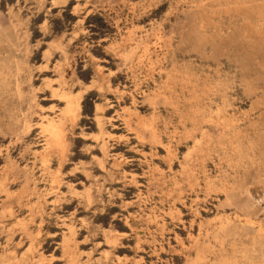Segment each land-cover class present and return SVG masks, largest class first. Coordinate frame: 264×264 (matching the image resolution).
<instances>
[{
  "label": "rangeland",
  "instance_id": "374dc122",
  "mask_svg": "<svg viewBox=\"0 0 264 264\" xmlns=\"http://www.w3.org/2000/svg\"><path fill=\"white\" fill-rule=\"evenodd\" d=\"M0 150V264H264V0H0Z\"/></svg>",
  "mask_w": 264,
  "mask_h": 264
},
{
  "label": "bare ground",
  "instance_id": "6f19581e",
  "mask_svg": "<svg viewBox=\"0 0 264 264\" xmlns=\"http://www.w3.org/2000/svg\"><path fill=\"white\" fill-rule=\"evenodd\" d=\"M79 19V18H78ZM40 28V27H39ZM41 32V31H40ZM47 47V46H46ZM41 54V53H40ZM48 54V53H47ZM48 56V55H47ZM46 60H47V57H46ZM68 61V60H67ZM58 69V68H57ZM59 71V70H58ZM100 71V70H99ZM58 74H59V72H58ZM59 77H61V75L59 76ZM62 81V80H61ZM63 84V83H62ZM52 87V86H51ZM45 88V87H44ZM57 88V87H56ZM60 89V88H59ZM48 90V89H47ZM53 94H55V95H57L58 97H60V98H63V100L65 99V103H64V107H62V108H60L59 110H57L58 111V117L56 118L55 116L54 117H49V118H46V119H44V120H40V121H38L35 125H34V128L35 129H37L38 131L36 132V135H37V139L35 140V141H33V143H38V145H40L41 146V150L38 152V154L36 155L37 157V160H38V164H39V168H40V171L39 172H45V173H47L46 175L48 176V186H49V189H52L53 187H54V183L56 182V180H55V178H56V176H54L53 174H54V172H50L49 171V166H50V163H51V161L53 160V159H56V161H57V168H56V170L58 171L60 168H62L63 166H64V156H65V144H64V140H63V134H62V130H61V125H62V118H63V116H64V114L65 113H68V112H70V111H72L73 110V108H75V107H77L78 108V106H79V103H78V101H77V99H71V98H69V97H67V96H65V95H63V94H59L58 92L56 93V92H54ZM56 96V97H57ZM44 98V97H43ZM60 100V99H59ZM62 102V101H61ZM77 110V109H76ZM41 111V110H40ZM96 111V110H95ZM135 114V113H134ZM66 117V116H65ZM67 118V117H66ZM70 118V117H69ZM40 119V118H39ZM103 123V122H102ZM63 124H64V122H63ZM142 124V123H141ZM101 125V124H100ZM45 126L48 128L47 130L49 131V133L48 132H46V130H45ZM103 128V127H102ZM150 130V132H154L153 130L151 131V129H149ZM142 131V130H141ZM156 131V130H155ZM193 132V131H192ZM100 133H102V132H100ZM158 133V132H157ZM156 133V134H157ZM190 134V133H189ZM188 134V135H189ZM151 135V134H150ZM150 135H148L149 137H150ZM155 135V134H154ZM159 135V134H158ZM157 136V135H156ZM117 137V136H116ZM192 137V136H191ZM138 138V137H137ZM151 138V137H150ZM155 138V137H154ZM103 139V138H102ZM118 139V138H117ZM156 139V138H155ZM159 139V138H158ZM152 140V139H151ZM157 140V139H156ZM155 140V141H156ZM155 141H153V142H155ZM96 142V141H95ZM101 142V141H100ZM99 141L97 142V143H100ZM105 142V141H104ZM159 141H157V143H158ZM169 142V141H168ZM157 143H151V141H150V144H157ZM104 144V143H103ZM167 144V143H166ZM102 145V144H101ZM195 145H196V143H195ZM104 147H105V145H103ZM102 146V147H103ZM165 146V145H164ZM172 148H174V147H172ZM106 149V148H105ZM154 150V149H153ZM1 151V150H0ZM166 151V150H165ZM173 152V151H172ZM7 153H9L8 151H7ZM169 154V152L167 151L166 152V154ZM171 153V152H170ZM36 154V153H35ZM104 154V153H103ZM106 154V153H105ZM167 154V155H168ZM173 154H174V152H173ZM24 156V153L22 154V157ZM171 158V157H170ZM183 158V157H182ZM169 159V158H168ZM184 159V158H183ZM186 159H188V158H186ZM169 160H171V159H169ZM190 160V159H189ZM31 162V161H30ZM37 162V161H36ZM35 162V163H36ZM170 162V161H169ZM168 162V163H169ZM33 164H34V161L32 162ZM180 163V162H179ZM186 163V162H185ZM185 163H183V164H185ZM189 163V162H188ZM4 166V165H3ZM38 166V165H37ZM36 166V167H37ZM185 167H187V165L185 166ZM4 168V167H3ZM2 168V173L0 172V186H2V180H3V174H4V169ZM112 168V167H111ZM109 169V168H108ZM26 170H27V168H26ZM28 171V170H27ZM26 171V172H27ZM25 172V171H24ZM110 172V171H109ZM31 174V173H30ZM41 174V173H40ZM111 174V173H110ZM5 177H6V175H4ZM8 176V175H7ZM10 176H12L11 174H10ZM4 177V178H5ZM24 177V176H23ZM34 178V177H33ZM29 179V178H28ZM31 179V178H30ZM29 179V180H30ZM5 180V179H4ZM13 180V179H12ZM34 180V179H33ZM32 179H31V181H33ZM37 180V179H36ZM42 180V179H41ZM40 181V180H39ZM45 182H46V180H44ZM30 182V181H29ZM35 182V181H34ZM9 183V182H8ZM37 183V182H36ZM24 185V184H23ZM45 185V184H44ZM5 186V185H4ZM55 186H57V183H56V185ZM32 189H34L33 187H31ZM30 188V189H31ZM45 188H47V187H45ZM28 189V188H27ZM0 190H2V189H0ZM43 190V189H42ZM45 190V189H44ZM47 190V189H46ZM45 190V191H46ZM72 190V189H71ZM7 191V190H6ZM29 191V190H28ZM57 191V190H56ZM19 192V191H18ZM22 192V191H21ZM47 192V191H46ZM52 192V191H51ZM50 192V193H51ZM85 192V191H84ZM4 193V192H3ZM23 193V192H22ZM27 193V192H26ZM26 193H24V194H26ZM33 193V192H32ZM41 193V192H40ZM30 194H31V192H30ZM44 194H46V193H44ZM53 194V193H52ZM23 194H18L15 198H16V200H20L23 196H22ZM35 195V194H34ZM41 195V194H40ZM55 195V194H54ZM30 196H32V195H30ZM37 196H39V195H37ZM26 197V196H25ZM24 197V198H25ZM87 197H88V195H87ZM86 197V198H87ZM8 198H10L9 196H8ZM23 198V199H24ZM33 198V197H32ZM54 198V197H53ZM56 198H58V197H56ZM89 198V197H88ZM87 198V199H88ZM31 199V198H30ZM90 199V198H89ZM9 200V199H8ZM11 200V199H10ZM26 200V199H25ZM46 200V199H45ZM54 200V199H53ZM22 201V200H21ZM30 201V200H29ZM32 201H33V199H32ZM52 201V200H51ZM55 201V200H54ZM87 201H89V200H87ZM31 202V201H30ZM43 203H45V202H43ZM49 203H51V202H49ZM26 204V203H25ZM36 204V203H35ZM90 204V203H89ZM52 205H53V202H52ZM37 206V205H36ZM39 206V205H38ZM39 208V207H38ZM37 208V209H38ZM44 208V207H43ZM31 210H32V208H30ZM30 209H28V210H30ZM33 213V212H32ZM29 215H30V213H28ZM33 215V214H32ZM35 217V216H34ZM32 218V217H31ZM63 218V217H62ZM33 219V218H32ZM28 222V221H27ZM69 227V226H68ZM67 227V229H69ZM25 228H26V226H25ZM22 231H25V229H23ZM72 233H73V230H72ZM34 234V233H33ZM69 234V233H68ZM51 235V234H50ZM62 235H64V233L62 234ZM68 236V235H67ZM70 236V235H69ZM68 238V237H67ZM107 238V237H106ZM108 239H110V240H112L113 242H115V241H118L119 239H120V236L119 235H116V234H113V235H109L108 236ZM139 241V240H138ZM105 242V241H104ZM107 242V241H106ZM68 243V242H67ZM110 243V242H109ZM112 243V242H111ZM136 243V242H135ZM105 244V243H104ZM137 244V243H136ZM65 245V244H64ZM106 245H107V243H106ZM36 246H38V245H36ZM116 246V245H115ZM28 247V246H27ZM26 247V248H27ZM30 247H31V245H30ZM67 247V246H66ZM66 247H63V248H65V250L66 249H68V248H66ZM153 248V247H152ZM28 249V248H27ZM30 250V249H29ZM105 252V251H104ZM103 252V253H104ZM25 253V252H24ZM30 252H28V254H29ZM32 253V252H31ZM28 254H26V256L28 255ZM30 256V255H29ZM43 257V256H42ZM30 258V257H29ZM139 258V257H138ZM28 259V258H27ZM32 259V258H31ZM50 259V258H49ZM136 259V258H135ZM139 261H140V259H139ZM38 262V261H37ZM41 262H43V261H41ZM23 263V262H22ZM28 263H29V261H28ZM38 263H40V262H38ZM37 263V264H38Z\"/></svg>",
  "mask_w": 264,
  "mask_h": 264
}]
</instances>
